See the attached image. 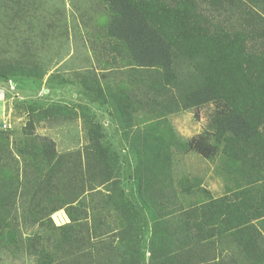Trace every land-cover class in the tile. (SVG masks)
Returning a JSON list of instances; mask_svg holds the SVG:
<instances>
[{"label":"trees","instance_id":"trees-1","mask_svg":"<svg viewBox=\"0 0 264 264\" xmlns=\"http://www.w3.org/2000/svg\"><path fill=\"white\" fill-rule=\"evenodd\" d=\"M99 1L106 14L104 37L138 73V80L129 81V89L143 84L158 93L176 92V100L167 99L164 107L177 103L190 110L218 105L212 121L217 144L197 136L184 149L210 158L220 147L226 172L239 175L245 169L264 179V0L247 7L240 27L230 32L213 26L198 12L196 0ZM204 2L217 12H226L228 6L234 16L243 8L241 0ZM9 18L15 23L14 17ZM45 74L33 64L0 61V79L6 81L36 82ZM54 79L49 74L47 84ZM93 88L91 93L102 95ZM128 88H121L115 100L119 122L132 121L124 111L133 110L131 105L137 102L142 111L152 114L155 104L131 100ZM60 113L69 115L63 107L50 106L42 112L53 117ZM156 116H149L148 131L140 138L143 143L135 146L137 163L128 195L117 192L122 188L116 155L101 145V135L88 122L83 131L89 144L82 154H57L52 140L35 135V110H30L32 120L14 139L11 132L0 130V247L26 249L36 264H264V181L262 186H248L217 199L206 196L176 218L174 209L162 200L171 184L169 132L162 127L161 116ZM106 185V200L112 205L108 207L124 218L112 236H102L91 223L89 208L73 206L71 196ZM184 186L197 190L200 183ZM21 204L27 228L35 226L25 242L15 221L16 206ZM61 210L69 223L55 226L50 217ZM139 212L145 221H137ZM144 223L148 231L143 240ZM226 251L229 254L224 256ZM61 252L64 261L57 258Z\"/></svg>","mask_w":264,"mask_h":264},{"label":"rangeland","instance_id":"rangeland-1","mask_svg":"<svg viewBox=\"0 0 264 264\" xmlns=\"http://www.w3.org/2000/svg\"><path fill=\"white\" fill-rule=\"evenodd\" d=\"M16 1L6 3L0 0V61L33 64L46 74L41 81L36 82L0 79V130L11 132V140L15 138L14 134L19 136L22 128L32 120L30 110H35L38 120L33 123L35 135L52 140L57 154H82L85 145L89 144L83 131L84 123L88 122V127L95 126L96 133L101 135V145L109 146L116 155L122 188V191L117 192L128 195L132 169L137 163L136 155L133 154L135 146L143 143L140 138L148 131L146 126L149 116L158 115L154 118L161 116L164 120L162 127H166L169 132L170 150L167 175L171 184L162 200L166 201L165 205L170 209H174L172 211L176 218L181 210L207 200L206 196L217 199L248 186H262L264 179L258 180L259 177L245 169L239 175L226 172L222 166L220 147L210 158L184 149L183 145L197 136H203L210 145L217 144L212 127L217 104L190 110H182L177 103L164 107L167 99L176 100V92L158 93L143 84H132L128 88L130 80H138V73L123 62L116 50L117 46L104 37L105 21L102 19L106 14L99 0H28V4L27 0ZM241 1L242 11L235 16L228 6L226 12H217L219 9L212 8L211 3L204 0H196V9L205 14L213 26L223 27L230 32L240 27L239 19L248 10L247 7L254 8L255 0ZM9 17H14L15 23H9ZM30 23L34 26H30ZM183 69L185 72L190 70L187 66ZM49 74L55 75L52 85L47 84ZM150 78L153 81L154 74ZM92 87L99 89L102 95L91 93L89 89ZM123 87L130 90L131 100L148 99V104L154 103L152 114L142 111L138 106L141 102H137L131 105L133 110L124 111L131 115L132 121L119 122L116 116L120 117L121 114L115 100H118V93ZM50 106L66 108L69 115L60 113L53 117L42 114ZM195 181L200 183L199 189H185L184 185ZM107 187L71 195L75 200L73 206H85L86 210L89 208L91 223L95 222V228L102 236H112L122 227L121 222L124 220L121 213L108 207L112 205L106 200ZM21 205L16 206L15 221L17 231H21L25 242L35 226L27 228L28 224L23 219L24 205ZM93 206L95 210L92 212ZM50 218L55 226L69 223L63 210L52 214ZM97 221L101 224H97ZM137 221H145L140 212ZM147 231L144 223L141 230L143 240ZM108 240L112 238L108 237ZM7 247H0V264H36V259L26 249ZM86 249L87 246L83 248ZM224 253L226 256L229 251ZM57 258L64 261L66 256L61 252Z\"/></svg>","mask_w":264,"mask_h":264},{"label":"crops","instance_id":"crops-1","mask_svg":"<svg viewBox=\"0 0 264 264\" xmlns=\"http://www.w3.org/2000/svg\"><path fill=\"white\" fill-rule=\"evenodd\" d=\"M66 216V215H65Z\"/></svg>","mask_w":264,"mask_h":264}]
</instances>
